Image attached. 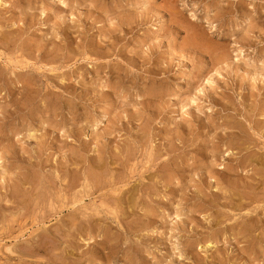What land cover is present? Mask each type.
<instances>
[{"label": "rangeland", "instance_id": "rangeland-1", "mask_svg": "<svg viewBox=\"0 0 264 264\" xmlns=\"http://www.w3.org/2000/svg\"><path fill=\"white\" fill-rule=\"evenodd\" d=\"M0 264H264V0H0Z\"/></svg>", "mask_w": 264, "mask_h": 264}, {"label": "bare ground", "instance_id": "bare-ground-1", "mask_svg": "<svg viewBox=\"0 0 264 264\" xmlns=\"http://www.w3.org/2000/svg\"><path fill=\"white\" fill-rule=\"evenodd\" d=\"M18 189V188H17ZM245 231V230H244ZM253 238V237H252ZM208 246H210V245H208ZM252 247V246H251Z\"/></svg>", "mask_w": 264, "mask_h": 264}]
</instances>
